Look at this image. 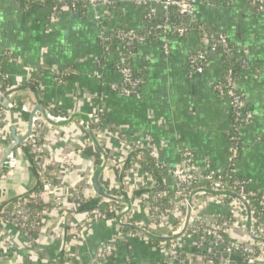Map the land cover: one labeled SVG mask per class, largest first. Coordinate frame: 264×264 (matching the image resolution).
Instances as JSON below:
<instances>
[{
    "label": "crops",
    "instance_id": "obj_1",
    "mask_svg": "<svg viewBox=\"0 0 264 264\" xmlns=\"http://www.w3.org/2000/svg\"><path fill=\"white\" fill-rule=\"evenodd\" d=\"M75 5L51 20L49 0H0V63L12 86L20 88L7 96L19 107L1 108L7 139L0 143V160L10 144L9 127L25 133L29 112L39 100L59 122L43 123L40 133L52 184L78 188L83 199L73 207L66 198L64 213L48 208L40 226L28 236L17 226L0 223V264H205L207 258L199 249L210 250L209 246L201 248L198 234H189V228L176 239L158 240L118 225L114 214L88 219L94 203L110 206L85 184L102 155L83 120L90 116L97 142L107 153L101 185L109 193L128 197L131 210L123 218L153 235L181 231L178 216H185L186 203L173 196L172 170L181 162L182 149L191 152L190 166L197 173H226L245 180L252 191H264V3L201 1L195 7L197 20L226 35L232 59L226 67L241 62L233 83L245 95V109L252 117L239 131L234 129L229 100L214 88L226 69L222 54L204 46L208 60L202 73L194 75L188 69L191 54L199 48L196 29L182 35H154L153 24L147 26L153 20L146 19L145 8L134 0H102L96 6L77 0ZM155 12L156 19L162 16L159 6ZM128 31L146 33L147 38H116ZM111 40L118 43L113 53L107 44ZM126 60L134 75L141 74L136 92L130 94L113 87L122 82L117 66ZM70 115L66 122L60 119ZM96 115L98 123L93 120ZM135 140L144 143L141 164L132 151ZM14 154L16 168L0 176V213L22 204L39 187L27 148L21 144ZM152 185L163 190L151 191ZM159 194L166 208L160 216L148 201ZM47 201L44 194L45 205ZM246 201L252 211L255 199ZM192 203V222L216 225L227 219L231 222L226 241H251L241 202L206 194ZM258 228L264 237V209ZM107 244L109 256L103 252ZM257 264H264V257Z\"/></svg>",
    "mask_w": 264,
    "mask_h": 264
},
{
    "label": "built area",
    "instance_id": "obj_2",
    "mask_svg": "<svg viewBox=\"0 0 264 264\" xmlns=\"http://www.w3.org/2000/svg\"><path fill=\"white\" fill-rule=\"evenodd\" d=\"M54 5H52V17L59 13L62 9L74 8L75 1L77 0H52ZM87 3L96 6L102 0H83ZM136 3L140 4L145 8V17L147 20H153L156 18L155 6H159L162 10L163 20L156 23L151 27L153 34L159 36H168L169 34L182 35L189 28L184 22H179L177 24L169 23L170 10H175L178 15L187 16L192 21H196L195 7L198 2H215L219 0H134ZM253 4L263 5L264 0H248ZM150 29V30H151ZM198 42L199 48L193 51L190 56L189 70L191 74L202 73L204 67L207 63L208 56L207 52L203 50V47H209L211 50H216L221 48L224 54H229V43L225 34L217 30H206L200 29ZM147 35L136 34L134 35L131 31L127 33H119L116 38L119 40L128 38H136L140 41H144ZM164 51L167 52L166 45L164 46ZM119 72L122 76V82L118 85H113L121 93L130 94L136 92V86L138 80L133 76V69L129 66L118 65ZM63 75V74H62ZM8 80L5 72H0V87L5 81ZM234 77L232 75V68L226 67L223 77L215 82L214 88L216 92L223 97H226L232 107V114L234 120V129L236 131L240 130V127L246 125L250 122L252 113L245 109V95L234 87ZM12 85V84H11ZM117 86V87H116ZM14 86H5L4 89L0 88V99L5 94L9 93ZM22 109L27 111V107L22 104ZM49 117L52 119L51 115ZM65 117H60L64 120ZM54 120V119H53ZM94 122H99L98 115L94 116ZM45 121L42 119L40 114H35L32 118L31 131L25 139L23 145L27 148L31 162L35 171L38 175L39 187L30 196L24 198L22 204H16L6 207L0 213V223L6 225L17 226L24 235L28 236L29 232L36 227L40 226L44 215L47 213V209L51 208L57 212H65V199H69L73 202V207L78 206L83 202L81 197V191L78 188H69L62 185L52 184L51 177L48 172L49 163L43 150L40 146V133L42 124ZM5 129L3 130V111L0 107V143L5 141L7 138L4 135ZM235 138H231L233 146L230 147L232 153L236 152L234 147ZM150 137L146 136L145 142H149ZM132 151L135 155L137 162L141 164L142 154L145 150L144 143L141 140H135L131 144ZM181 162L175 166L172 170L174 181V198L185 204L187 201V196L191 190L195 188H204L213 191H234L235 193L241 195L245 199L251 197L255 199L254 206L251 211V232L253 235L262 237L259 233V217L261 211L264 209V191H252L248 189L247 182L243 179L233 178L228 181V175L215 174L210 172L197 173L191 169V152L187 149H182ZM17 160L14 151L11 152L3 163L0 165V176L13 171L16 168ZM85 184L92 187L91 175L85 178ZM154 186L152 185V188ZM94 192V191H93ZM47 194L48 201L47 205L43 202V195ZM206 195V193L200 192L196 196ZM195 196V197H196ZM147 200V199H146ZM110 206V209H101L100 204H93L88 211L89 220L105 219L114 214L115 216L121 212L125 211V207L120 206L111 201L104 200ZM149 205L154 213L158 216L162 215L166 208L161 205V195H153L148 199ZM192 213V212H191ZM126 219H122L123 222L128 223ZM230 220L224 219L216 225H209L199 221L196 223L190 220L189 226L192 234H198V245L202 248L203 245L207 243L206 251L211 250H222V251H233L240 255V260L237 264H257L261 257H264V246L251 240L250 242H228L226 241V235L229 228ZM182 223V221H181ZM189 228V227H188ZM264 238V237H262ZM212 248V249H211ZM104 254L109 256L111 254V246L107 244L103 250ZM205 264H230L229 258H209L206 260Z\"/></svg>",
    "mask_w": 264,
    "mask_h": 264
},
{
    "label": "water",
    "instance_id": "obj_3",
    "mask_svg": "<svg viewBox=\"0 0 264 264\" xmlns=\"http://www.w3.org/2000/svg\"><path fill=\"white\" fill-rule=\"evenodd\" d=\"M28 87H30L31 89H34V86L32 84H28ZM19 87H14L9 93L5 94L3 97H1L0 99V107L6 111H10V110H14L17 109L19 106L16 104H10L7 101V96L10 93L16 92L17 90H19ZM36 93V92H35ZM21 108H22V104H21ZM29 122H28V127L27 130L25 131V133L23 134H19L16 132V128L12 125L9 127L8 131H9V137H10V144L4 149L3 151V156L0 160V165L3 163V161L6 159V157L13 151H15L21 144L24 143L25 139L27 138L28 134L31 131V125H32V118L35 114H40L42 116V118L45 120V122H47L48 124H59V122L57 123L55 120L51 119L49 117V114L47 113L46 109L43 107V105L41 104V102L39 100H37V104L31 109V111L29 112ZM71 115L67 118H65L63 121L66 122L68 120L71 119ZM83 123H85L89 129V133L91 136V140L94 143V145H96V147L99 149V151L101 152L102 155V162L100 163V166H97L95 171L92 173L91 175V184H92V189L94 191V193H96L99 197H101L102 199H105L107 201H111L114 202L116 204H123L125 205V211L121 212L119 214H117L114 218L115 222L122 226V227H126L129 228L133 231H136L138 233H141L142 235L146 236L147 238H152V239H158V240H173L178 238L179 236H181L186 229H188L189 227V223L191 220V210H192V206H193V199L195 198V196L200 193H206L207 195H217V196H223V197H228V198H232L235 199L239 202H241L246 210V227H247V232L249 234V237L251 240L255 241V242H259L264 246V238L262 237H258L253 235V233L251 232V208L248 204V202L246 201V199L244 197H242L241 195L235 193L234 191H213V190H209V189H204V188H195L193 190L190 191V193L187 196V201H186V213L185 216L182 220L181 223V231H179L178 233H173L172 235H166V236H156L153 235L151 233H149L148 231H146L145 229L138 227L134 224L131 223H125L122 221L123 217L131 210V200L128 197H119L115 194L109 193L107 192V190L103 187V185H101V177L103 174V170L108 162V157H107V153L99 146L97 139L94 135L93 132V128H92V120L90 118V116L85 117V120H83ZM144 153H146V151H143ZM151 191H162V187H155V188H151L149 189ZM199 253L203 254L204 256H206L207 259L209 258H229L230 260V264H237V262H239L240 260V255L238 253H235L233 251L227 252V251H222V250H211V251H206V250H201L199 249Z\"/></svg>",
    "mask_w": 264,
    "mask_h": 264
},
{
    "label": "trees",
    "instance_id": "obj_4",
    "mask_svg": "<svg viewBox=\"0 0 264 264\" xmlns=\"http://www.w3.org/2000/svg\"><path fill=\"white\" fill-rule=\"evenodd\" d=\"M49 3H50V5H54V1H52V0H49ZM169 13H170L169 18H168V19H169V23L177 24V23H179V22H184L189 28L196 29V31H197L198 34H199L198 31H200V29H206V30H209V31H210V30H214V29H211V28L207 27V25L203 24V23H202L201 21H199V20L192 21V20H190V18L187 17V16H181V15H178V13H177L175 10H170ZM161 20H163V17H160V18H157V19L154 18L153 21H150V22L147 23V26H150V25H152V24L155 25L156 23L160 22ZM146 28H147V27H146ZM214 31H215V30H214ZM142 34H146V33H142ZM107 44H108V46H109V50H110V52L112 51V53H113V52L115 51L116 46H117L118 43H117L116 40H111V41L107 42ZM229 49H230V47H229ZM130 50H131V52L133 51V49H130ZM216 52H220V53L222 54L223 59H224V63H225V67H226V66L228 65V63L231 62L232 59H230V58L228 57V55L224 54V52H223V50H222L221 48H218ZM224 56H225V57H224ZM124 65H125V66H129V67H132V66H131V62H130V60H126V61L124 62ZM3 66H4V63L1 62V63H0V72H1V73L4 72V67H3ZM241 67H242V66H241V62L235 60L234 63L232 64V66H231V68H232V75H233L234 78H236V76H237L238 73L240 72ZM188 69H189V68H188ZM133 76H134L135 78H137V80H138V79H140L141 74L138 73V74H135V75H134V73H133ZM68 78H70V76L66 77V79H68ZM5 86H12V85H11V82H10L9 80L5 81V82L3 83V85H2L0 88H1V89H4ZM233 133H234V132H232L231 135H233ZM146 162H147V160H146ZM149 162H150V161H148V163H149ZM146 166H147V169L150 170V163H149V164H146ZM227 178H228V181H231V180L233 179V178H229V177H227ZM237 179H239V178H237ZM164 205H165V206L167 205L166 201H165ZM101 209L106 210V209H107L106 204H104V207L101 206ZM188 233H189V234L192 233V232H191V229H189ZM226 240H227V239H226ZM214 259H218V257H215Z\"/></svg>",
    "mask_w": 264,
    "mask_h": 264
},
{
    "label": "rangeland",
    "instance_id": "obj_5",
    "mask_svg": "<svg viewBox=\"0 0 264 264\" xmlns=\"http://www.w3.org/2000/svg\"><path fill=\"white\" fill-rule=\"evenodd\" d=\"M183 218H184V215L178 216V220L180 221V223L183 220ZM189 229H190V226H189Z\"/></svg>",
    "mask_w": 264,
    "mask_h": 264
}]
</instances>
